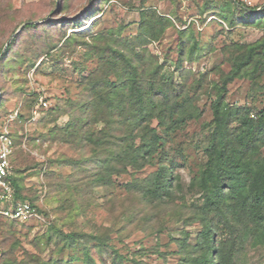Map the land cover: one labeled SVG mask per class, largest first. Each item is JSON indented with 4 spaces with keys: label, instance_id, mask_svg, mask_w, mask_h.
Instances as JSON below:
<instances>
[{
    "label": "trees",
    "instance_id": "obj_1",
    "mask_svg": "<svg viewBox=\"0 0 264 264\" xmlns=\"http://www.w3.org/2000/svg\"><path fill=\"white\" fill-rule=\"evenodd\" d=\"M222 1L224 4L219 9L212 3L209 4L210 9H204L212 11L221 26L226 24L228 30L237 25L264 26V6L257 13V7H248L236 0ZM99 12L101 10L91 13V16H97ZM100 18L94 17V25ZM75 24L74 21L71 26ZM39 26H42L45 38H50L46 29L49 24L28 22L7 44L4 52L0 46L1 73L13 71L10 69L14 64L11 53L20 35L35 31ZM171 26L173 22L169 17L145 7L140 11L136 33L126 35L127 25L118 29L85 31L79 36H68L65 31H60L58 42H51L50 38L46 43L45 55L77 41L89 47L84 57L85 65L76 64L75 67L88 73L79 75L81 98H67L49 111L54 122L63 116L68 117L63 127H52L50 138L88 152L69 163L76 166L75 171L83 174L74 179V183L77 180L80 183L78 189L81 192H92L96 186L108 189L113 186L115 175L131 171L137 174L154 166L158 169L143 179L134 178L124 185L136 205H132L133 211L123 212L111 226L93 233H67L57 226L52 227L46 239L48 243L55 240L58 247L54 251L55 256L43 260L28 255L18 261L15 249L11 248L0 251V264H106L98 262L96 255L100 258L108 255L111 264H146L142 258L151 252L164 261L175 255L177 264H237L239 253L246 246L264 251V109L256 111L252 107H237L226 101L228 86L237 79H248L254 83L255 89H264V85L260 87L264 78V41L227 46L230 71L221 75V84H209L206 73H199L198 79L189 83L192 73L182 70L183 62L198 60L204 51L201 39L191 31L189 44L180 39L177 70L183 76V82L177 83L173 75L167 77L165 64L151 50ZM89 62H94L95 66L90 68ZM30 68H36V61ZM2 74L1 89L2 81L5 82V73ZM209 88L213 120L200 147L203 159L197 164V169H193L190 183L185 186L182 175L177 171L189 162V157L186 155L187 147L176 138L189 121L202 117L203 111L197 101ZM0 98V124L17 112L16 119L10 123L14 141L10 157L13 170L20 148L13 129L24 115L21 108L2 113L6 110L2 107L7 103L3 90ZM37 101L39 96L34 93L28 96L27 105L34 103V109ZM155 121L157 127L153 126ZM60 162L68 161L61 159ZM20 172L15 175L11 172L9 177L13 188L11 204L28 202L26 200L29 199V203L44 215V211L34 204V199L29 197ZM71 184L70 180L67 187L71 188ZM187 195L198 200L190 204ZM141 206L148 208L151 214L169 210L174 214L173 225H197L199 230L193 235L183 229L181 239H177L166 227V233L177 247L174 252L161 251L159 243L153 251L142 247L138 252L129 250L124 253L114 244L113 235L116 234L115 239L125 247L124 239L130 236L128 227L144 224V219H137L140 213L137 214L136 209ZM165 231L161 227L158 232ZM193 236L195 243L190 242Z\"/></svg>",
    "mask_w": 264,
    "mask_h": 264
},
{
    "label": "rangeland",
    "instance_id": "obj_2",
    "mask_svg": "<svg viewBox=\"0 0 264 264\" xmlns=\"http://www.w3.org/2000/svg\"><path fill=\"white\" fill-rule=\"evenodd\" d=\"M249 1L252 3L249 7H257V11L264 6V0ZM211 3L217 6L216 9L224 4L222 0H109L106 3L104 0H0V46L2 51H5L10 39L28 22L49 24L46 29L47 35H51V42L60 40V31H65L68 36H79L85 31L90 33L92 30L118 29L121 25L128 26L126 35H130L137 32L140 11L145 7L153 8L173 22V26L167 29L161 40L151 47L152 52L165 64L164 72L167 77L173 75L177 83L183 82V76L177 70L179 44L180 39L189 44L188 36L193 31L196 38L201 39L204 51L198 60L191 62L184 60L182 70L191 71L189 83L198 79L199 73H206L209 84H221V75L230 71L226 47L233 43L250 45L264 41V26L237 25L228 30L226 24L221 26L216 21L217 18L212 11L204 10L210 9ZM97 10L101 12L94 17L101 18L94 25L91 13ZM74 21L75 26H71ZM41 27L20 35L11 53L14 64L10 69L13 71L2 72L5 73V82L2 81L3 89L0 87V94L3 90L4 100L7 102L6 106L2 107V110L6 109L2 113H10L21 108L24 115L22 121L16 123L13 129L17 146L20 148L14 159L12 175L21 171L29 197H32L34 204L44 211V215L40 214V220L26 223H11L0 214V251L14 248L18 261L27 258L28 255H35L43 260L55 256L54 251L58 248L55 240L48 243L46 239L52 227L57 226L67 233L72 231L93 233L100 228L111 226L123 212L133 211L132 205H136V201L129 198L124 185L134 178L143 179L158 169V166H154L147 167L137 174L131 171L129 174L115 175L113 186L108 189L104 186L93 187L92 192H81V189H78L80 183L78 180L74 183V179L83 174L75 171L76 166L69 163L70 160L78 159L88 152L76 150L50 138L49 131L52 127L55 125L63 127L68 117L63 116L54 122L49 111L67 98H81L79 75L88 73L75 67L76 64L85 65L84 57L89 47L82 41H77L45 55V49L48 48L46 43L50 38L48 36L45 38ZM35 61L36 68H30ZM87 65L90 68L95 66L94 62ZM2 73L0 72V79ZM263 85L264 78L260 81V87ZM34 93L39 96V101L35 104L36 108L32 109L34 103L29 106L27 100L28 96ZM211 97L212 92L209 88L197 101L200 110L203 111L202 117L189 121L184 131L176 138L177 142L180 141L182 146L187 147L186 155L189 157V162L180 166L177 171L182 175L185 186L190 183L193 169H197V164L203 159L200 147L206 137L208 125L213 120ZM42 99L47 102V107L38 108ZM226 101L237 107L247 106L256 111L263 110L264 89H255L254 83L248 79H237L229 84ZM157 125L155 121L153 126ZM61 159L68 162L61 163ZM70 180L72 184L71 188H68L67 183ZM75 186L78 187L74 189ZM187 199L190 204L198 200L191 195H187ZM26 201L31 202L29 199ZM1 207L0 204V209ZM136 213H140L137 219H144V224L141 226L133 224L128 227L130 236L124 239L125 247L115 239L117 235H113L114 244L124 253L130 251L135 253L142 247L153 251L159 243L161 251L174 252L177 247L166 233V227H169L172 236L177 239H181L183 229L193 235L199 230L197 225H173L174 214L169 210L155 211L151 214L148 208L141 206L140 209H136ZM161 227L165 232H158ZM190 242L195 243L194 236ZM95 257L100 263L111 264L108 255L102 258L98 255ZM142 259L146 264H177L178 261L175 255L168 256L167 261H164L154 252ZM1 261L0 254V263ZM236 263L264 264V251L246 246L239 253Z\"/></svg>",
    "mask_w": 264,
    "mask_h": 264
},
{
    "label": "built area",
    "instance_id": "obj_3",
    "mask_svg": "<svg viewBox=\"0 0 264 264\" xmlns=\"http://www.w3.org/2000/svg\"><path fill=\"white\" fill-rule=\"evenodd\" d=\"M246 6H251L249 0H236ZM259 12V11H257ZM39 107H47V102L44 99L40 100ZM37 113V109L34 111ZM17 117V112L10 115L8 119L4 120L0 124V214L9 220L19 222H29L33 220H40L41 215L38 210L32 206L29 202H23L18 204H11L13 199V188L9 177L11 175V155L14 149V141L12 137V130L10 123Z\"/></svg>",
    "mask_w": 264,
    "mask_h": 264
},
{
    "label": "water",
    "instance_id": "obj_4",
    "mask_svg": "<svg viewBox=\"0 0 264 264\" xmlns=\"http://www.w3.org/2000/svg\"><path fill=\"white\" fill-rule=\"evenodd\" d=\"M39 23H41V22H30V24H39ZM28 23H26V24H24L22 27H21V29H20V31L27 25ZM20 31H18L11 39H10V41H9V43H11L12 42V40L14 39V37H16V35L20 32ZM8 43V44H9ZM8 46V45H7ZM7 46H6V48H7ZM5 48V49H6ZM1 58V57H0ZM0 96H1V94H0Z\"/></svg>",
    "mask_w": 264,
    "mask_h": 264
},
{
    "label": "crops",
    "instance_id": "obj_5",
    "mask_svg": "<svg viewBox=\"0 0 264 264\" xmlns=\"http://www.w3.org/2000/svg\"><path fill=\"white\" fill-rule=\"evenodd\" d=\"M12 130V129H11Z\"/></svg>",
    "mask_w": 264,
    "mask_h": 264
}]
</instances>
